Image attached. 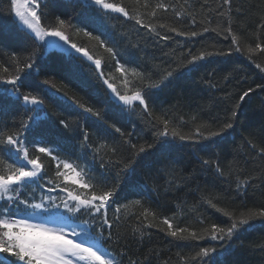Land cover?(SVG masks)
<instances>
[{"label": "trees", "instance_id": "trees-1", "mask_svg": "<svg viewBox=\"0 0 264 264\" xmlns=\"http://www.w3.org/2000/svg\"><path fill=\"white\" fill-rule=\"evenodd\" d=\"M108 2L125 7L132 18L91 0L39 2L41 24L51 27L57 18L64 19L70 41L89 52L93 60H88L46 51L18 24L9 0H0V160L11 163L18 155L5 142L7 135L18 134L29 156L43 164L38 174L42 186L75 190L62 175L57 177L55 156L82 169L84 179L95 185L79 188L82 198L114 190L107 236L88 221L116 264H264V221H251V227L244 226L231 239L213 240L205 231L212 224L231 225L232 219L218 209L238 218L241 212L264 208V51L256 49L258 43L264 48V0H231L230 6L223 0ZM201 54L203 59L189 63ZM95 59L101 60L99 69ZM27 63L33 67L21 73L16 86L4 83ZM168 72L172 76L163 79ZM105 80L120 95L143 88L149 111L138 102L124 105L117 93L110 95ZM149 83L159 87H145ZM249 88L253 91L241 101ZM29 93L43 104L24 103ZM74 99L99 110L103 118L85 113ZM163 119L169 122L168 135L159 137ZM229 122L233 127L220 136L198 135ZM37 142L51 148L52 155L38 152ZM140 147L145 151L139 152ZM129 160L133 164L125 168ZM137 199L141 205H130ZM125 204L130 210L117 213ZM8 205L9 200L0 199V209ZM145 208L154 215H141ZM88 211L79 214L87 218ZM93 218L101 221L102 214ZM165 218L172 230L187 229L181 234L185 239L169 234ZM201 248L214 250L197 257ZM13 252L2 253L6 258L0 261L17 264Z\"/></svg>", "mask_w": 264, "mask_h": 264}, {"label": "snow or ice", "instance_id": "snow-or-ice-1", "mask_svg": "<svg viewBox=\"0 0 264 264\" xmlns=\"http://www.w3.org/2000/svg\"><path fill=\"white\" fill-rule=\"evenodd\" d=\"M91 2L97 6H101L105 10H112L115 12H119L124 14L125 17L132 18L129 16V12L125 10V7L117 5L115 3L108 2V0H91ZM32 4L35 7L28 5V0H9V11L15 12V16L19 18V21L26 26L27 29L31 30L34 33L36 40L44 41L45 37H54L58 38L59 40L63 41L65 44H70L72 49H75L77 53L82 54L83 56L87 57L89 60H93V57L89 54V52L83 48L78 46L75 42L70 43V38L66 34L65 29L68 27L67 22L64 19L57 18L56 24L51 27H45L41 24V16L38 12V9L41 7L39 0H32ZM231 0H223V5L230 6ZM157 7L164 8L165 5L158 4ZM155 13L153 12V15ZM176 15H180L179 12ZM136 23L140 24L142 21L140 19H136ZM163 27V25H161ZM173 32H176L177 29L172 28L170 29ZM204 31H208V29H204ZM225 31L231 33V29H225ZM183 35L184 33H178ZM85 36H89L92 39L99 40V37L92 36L91 32H84ZM192 36H196V32L191 33ZM233 43H236V37L233 36ZM101 47H105L101 44ZM256 49H260L264 51L261 44H256ZM240 51L239 48L236 49ZM105 51L112 53L113 49L110 47H105ZM249 51H253V49L249 48ZM15 55V54H14ZM198 59H203V54L199 57H193L192 61L189 63H193ZM94 63L96 64L97 68L99 69L101 66V60L95 59ZM33 65L31 63L25 64L23 67H17L16 74L11 75L9 78L4 80V83L16 86L18 81L22 79L21 73L25 71V69H31ZM259 67V65H257ZM118 71H122V66H118ZM264 71V69H261ZM4 71L7 72L8 69L4 68ZM133 75L141 77L140 73H137L134 69ZM172 76V72H168L163 79H167L168 77ZM105 83L108 84V87L114 92L117 93L118 98L120 101L123 102L126 106H132L134 102H138L139 105L144 107V110L147 112L148 104L146 101V94L143 91V88H138L131 95H120L117 92V89L114 87L113 84L108 83L105 80ZM44 84H49L48 80L44 81ZM145 87L147 88H154L159 87V84L156 83H149ZM16 92L19 91L18 87L14 88ZM253 91L249 88L247 91L240 96V100L243 101L248 94ZM23 99L25 103L31 105H40L43 104V100L38 98L36 95H32L31 93L24 95ZM74 103L85 113H89L94 117L103 118L102 113L99 110L94 109L91 106L86 105L84 102L80 100H75ZM237 113L233 112V116ZM164 124V131L158 132L157 135L159 137H166L168 135L167 127H168V120H162ZM61 123H65L61 121ZM67 127L68 125L65 124ZM23 127H27L24 125ZM233 127L232 123H225L223 124L218 131H209L207 136H204L203 133H199L203 139H211L213 137H217L222 135L226 130L231 129ZM117 132H120L119 128H116ZM173 136H176L177 133L173 131ZM181 140L186 139L185 136L180 135L179 137ZM85 139H87V135L85 134ZM6 144L10 145L14 148L15 153L19 154L13 157V162L9 163L7 160H0V199H17L19 194V185H23L26 181H32L34 178L41 173L43 168V164L40 162V158H30L29 156V149L26 146V143L19 139V135H7L6 137ZM135 147V145H133ZM149 148L153 147V145H148ZM163 147V145H161ZM40 153H45L48 155H52V149L46 146H40L36 149ZM139 152H144L145 148L140 147ZM53 159L59 160L58 157H53ZM19 161V162H17ZM208 163V161H205ZM133 164L132 160H129L125 164V168L130 167ZM31 166L30 168L28 166ZM58 171L56 173L57 177L63 175L61 171H59V163L57 165ZM63 167L65 169H69L74 175L71 177L65 175L64 179L71 180L73 184H78L81 188L84 189H94L95 185L91 182V179H84V172L83 170H77V167L71 164L70 162H63ZM219 171V169H218ZM119 175V174H118ZM52 183V181H49ZM63 191H67L68 198L75 202V207L70 206L66 201L64 203V207L70 212L75 213L81 211V209H88L93 211V213H100L101 210H105L104 218L102 220L103 225L107 226L108 228L112 227V223L109 221L106 215V211L108 205L113 197L114 190L109 189L107 191H101L100 194H96L93 191L90 198L84 197L80 194H75L73 191H68L67 188L62 189ZM11 192H16L17 196L13 197L10 195ZM98 201V203H97ZM21 203H25V201H21ZM130 205L132 206H139L141 205V201L139 199L131 201ZM130 205L125 204L117 207L116 212H121V209H124L126 212L130 210ZM33 208L39 209L43 207L42 203H36L30 205ZM215 207V205H213ZM222 211L225 216H229L232 219V223L227 228L220 227L216 224H212L210 229H206L205 231L209 232L211 238L213 240H223L225 237L231 239L234 235H236L244 226L251 227V221L259 219L264 221V208L259 209H249L246 212H241L240 216L237 218L224 209H218ZM141 215H144L145 218L149 215H154L149 209L145 208ZM163 223L168 225L169 234L173 237H177L180 239H185L181 234L187 231V229L177 228L176 230H172L173 225L170 221L165 218ZM151 226V225H149ZM103 232L101 231V235ZM68 234L65 233L63 228H49L42 224H32L29 223L27 220H16L11 217H7L4 219H0V253H9L13 252V255L17 257L19 260L23 261L24 264H73V259L77 264L79 262H83V264H115L114 258H112L109 254H105L104 252L100 251L99 248L95 247L94 244L89 243L88 239L92 238V234L82 229L80 232L75 231L73 229L71 231V236L73 237H84L85 239H70L67 238ZM189 237L192 239H197V234L195 232H189ZM111 238V234L109 235V239ZM95 239H99V237H95ZM214 249L211 248H201L200 251L196 254L197 257L208 256L211 251ZM0 264H8V262L0 261Z\"/></svg>", "mask_w": 264, "mask_h": 264}, {"label": "rangeland", "instance_id": "rangeland-1", "mask_svg": "<svg viewBox=\"0 0 264 264\" xmlns=\"http://www.w3.org/2000/svg\"><path fill=\"white\" fill-rule=\"evenodd\" d=\"M41 0H39L40 2ZM21 2H24V0H21ZM28 5L29 6H32V7H35L34 4H32V0H28ZM14 13V16H15V12ZM16 20L18 22V24L20 26H22L24 29H26L30 34H32L34 37V33L31 32V30L27 29L26 26H24L20 21H19V18L16 17ZM39 41V40H38ZM41 43H43L44 47H45V50L46 51H50V50H59V51H64V52H71V53H75V54H80V53H77L75 51V49H72L70 47V44H65L63 41L59 40L58 38H54V37H45V40L44 41H39ZM72 41H70L71 43ZM111 92H113L111 90ZM40 147V146H38ZM57 163H59V166H60V169H61V172L63 173V177L65 175L71 177L72 175H74L69 169H65L63 167V162H68L67 160H57ZM67 181H71L70 179L67 180ZM42 199L45 201V199L42 197ZM42 199H39L37 201H34L32 199L30 200H25L27 206H29V208L31 209L29 211V214H24L22 212H16L14 214H11V215H7L6 213H2L0 214V219H4V218H7V217H11L13 219H16V220H27L29 223H32V224H42V225H45V222L44 220H37V218H40L41 217V210H43V208H45L44 206V202ZM74 203V201H72ZM36 203H42L43 204V207L39 208V209H36V208H33L31 207L30 205L32 204H36ZM25 204V203H23ZM75 207V205H74ZM6 214V215H5ZM52 215H56V214H52ZM28 218V219H27ZM61 221V219L59 220ZM48 227V226H47ZM49 228H56V229H59V228H63L65 233L68 234L67 238H70V239H76V240H80V239H83V237H73L71 236V231H72V227L71 226H60V227H49ZM80 238V239H79ZM96 247L99 248L101 251H104L105 249L103 247H101L97 242H96ZM107 254V253H105ZM73 259V264H77V262L75 261V258H72ZM22 264H24V262H22ZM79 264H83V262H79Z\"/></svg>", "mask_w": 264, "mask_h": 264}, {"label": "bare ground", "instance_id": "bare-ground-1", "mask_svg": "<svg viewBox=\"0 0 264 264\" xmlns=\"http://www.w3.org/2000/svg\"><path fill=\"white\" fill-rule=\"evenodd\" d=\"M97 8H99V7H97ZM104 10V9H103Z\"/></svg>", "mask_w": 264, "mask_h": 264}]
</instances>
